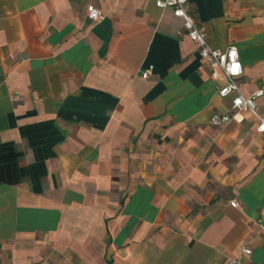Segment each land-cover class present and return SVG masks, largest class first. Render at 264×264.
<instances>
[{
  "label": "crops",
  "instance_id": "crops-1",
  "mask_svg": "<svg viewBox=\"0 0 264 264\" xmlns=\"http://www.w3.org/2000/svg\"><path fill=\"white\" fill-rule=\"evenodd\" d=\"M188 8L264 88V0ZM218 83L156 0H0V264H264V134Z\"/></svg>",
  "mask_w": 264,
  "mask_h": 264
},
{
  "label": "built area",
  "instance_id": "built-area-1",
  "mask_svg": "<svg viewBox=\"0 0 264 264\" xmlns=\"http://www.w3.org/2000/svg\"><path fill=\"white\" fill-rule=\"evenodd\" d=\"M189 0H156V5L160 8L171 7L174 14L184 19V27L192 40L200 46V53L204 65L209 68L211 77L221 83L217 84L220 96L230 97L232 100V112L215 113L212 116L214 125H221L233 119L243 121L244 117H238L243 112H251L257 119V131L264 134V112L261 111L258 99L264 95V88H260L251 95H246L241 91L238 78L243 74L244 67L240 58V52L236 45H229L227 48H218L207 41V33L203 26L199 25L189 12ZM88 17L93 23L100 22L104 17V12L97 7L88 9ZM151 73L147 70L144 76ZM235 205L236 202L233 201ZM244 254H250L251 248L242 246ZM228 264H240L239 259H233Z\"/></svg>",
  "mask_w": 264,
  "mask_h": 264
}]
</instances>
